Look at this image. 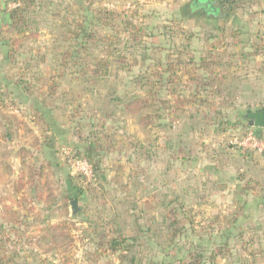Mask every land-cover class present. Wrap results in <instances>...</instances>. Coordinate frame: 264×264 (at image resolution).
I'll list each match as a JSON object with an SVG mask.
<instances>
[{
    "label": "rangeland",
    "instance_id": "1",
    "mask_svg": "<svg viewBox=\"0 0 264 264\" xmlns=\"http://www.w3.org/2000/svg\"><path fill=\"white\" fill-rule=\"evenodd\" d=\"M198 1L192 11L193 0H37L38 34L7 59L4 12L14 4L0 0V253L11 264H121L104 240L117 232L137 238L143 264L196 237L225 245L218 264H264V156L238 144L251 129L245 115L264 109L254 75L264 31H235L261 6L240 7L227 24ZM80 7L98 16L87 52L96 75L67 40ZM191 57L218 65L197 70ZM198 76L215 87L200 82L197 97ZM135 95L145 101L137 111ZM71 153L105 177L89 183ZM173 215L193 224L168 251Z\"/></svg>",
    "mask_w": 264,
    "mask_h": 264
},
{
    "label": "trees",
    "instance_id": "2",
    "mask_svg": "<svg viewBox=\"0 0 264 264\" xmlns=\"http://www.w3.org/2000/svg\"><path fill=\"white\" fill-rule=\"evenodd\" d=\"M14 4V7L10 10L7 9V11L4 12L5 16H7L8 22L4 24L3 30H6L5 33L8 35L7 37H3L1 40L3 46L7 48V59L15 58L17 55V45L18 43H22L24 41H30L32 40V37L35 34H38V30L33 29V25L31 26L30 17L35 15V9L37 6V0H11ZM198 0H193V3L191 5V10L194 11L195 8L197 9L195 3H197ZM216 2H219V4L223 7L227 6V4H230L231 0H215ZM199 2V1H198ZM233 3V1L231 2ZM80 10V18L78 22L75 25L76 31H73L74 38L73 39H67L74 40L76 43V47H74L75 53L79 56H82V61L79 63V67L86 69V71L93 73L94 75L99 73V70L96 69V66L99 63H92L89 60L91 53L87 54L89 50H91V47L96 43L97 39V26L99 25L98 22V16H94V14H88V9L86 8H79ZM198 11V10H197ZM224 13L223 15L225 18L227 17ZM117 16V13H115ZM229 16V13H228ZM224 18V17H223ZM101 20V19H100ZM130 26L129 23H124V27ZM120 27V26H119ZM123 27V28H124ZM120 29V28H119ZM133 33L134 35L137 34V31L143 30L142 28H139L138 26H133ZM118 31V30H117ZM9 48V49H8ZM85 54V55H84ZM192 58V57H191ZM212 59H216V57H210ZM189 63L194 64L197 66V70L200 69H207L210 66L218 65V62H212L207 61L206 58H199L195 59L192 58ZM169 83L171 80L169 79ZM190 82L195 83L194 84V91L196 92L194 95L199 96L200 95V82H205L202 84V87H210V89H213L215 87L214 85V79L206 78V76H198L193 77L190 79ZM214 96L217 98H225L222 91H217L214 93ZM145 102L143 99H141L140 96L131 97L129 106L137 111L136 107H140L142 103ZM93 146H96L98 148V143H92ZM95 167V166H94ZM96 170V169H95ZM97 175H99L101 178H104L105 176L102 175V170L98 169L96 170ZM83 194V193H79ZM69 200V199H68ZM173 223L171 226H169V240L168 245L166 248L169 250L175 249L176 247L181 245L180 237L185 235L184 228H187L188 225H192V222L183 223L182 221H178V218L176 215H173ZM180 223L184 225V227H179ZM180 228V229H179ZM194 231V229H193ZM106 243L108 245L109 251L113 255H117L118 261L121 264H125L127 262H130L131 264H143V259L137 258V256L134 254V250L136 248L137 238L136 237H128L124 235L122 232H117L113 236H108ZM197 240H199L197 243L190 244L191 246L189 248L186 247V245H183V249L185 251H180L178 253H167L164 256V259L162 261V264H218V258L222 255V248L225 247V245H218V246H208L205 241H209L210 239L205 241V244L201 245L200 242L203 241L200 238L203 237H196ZM210 243V242H209ZM104 244V243H103ZM180 250V249H178ZM176 251V249H175ZM173 252V251H172ZM1 254V253H0ZM2 258L0 259V264H11L13 261L12 259L7 260V253L1 254ZM12 258V257H10ZM157 259L154 257L149 258L147 264H156ZM156 261V262H155Z\"/></svg>",
    "mask_w": 264,
    "mask_h": 264
},
{
    "label": "crops",
    "instance_id": "3",
    "mask_svg": "<svg viewBox=\"0 0 264 264\" xmlns=\"http://www.w3.org/2000/svg\"><path fill=\"white\" fill-rule=\"evenodd\" d=\"M207 1L210 3V7L213 8V14H217L219 16L224 17L223 20L226 21L227 24H228V21L231 19V17H233V15L236 13V11L240 9V7H247V5L249 6L250 5H253V6L260 5L261 7H259L258 9H247L244 12V17H251L253 20H257V22L255 21V22L249 23L247 21L243 23V25L241 26L239 25V27H236L235 31L237 32L238 35L248 31L249 29H255V28L257 32L264 31V23L262 24L261 22V21H264V0H231V2L233 1V3L230 2V4H227V6L225 7L221 6L219 2H216L215 0H207ZM224 13L227 14V15L225 14L227 16L226 18L223 15ZM228 13H229V16H228ZM230 25L231 24H229V26ZM240 43L241 41H237L236 45ZM236 57L238 58V55ZM242 59H245L244 56L242 57ZM254 75L257 78L262 79L264 78L263 77L264 70H260L259 68L255 70ZM257 111H264V109L257 110ZM253 112H256V111H253ZM251 128L259 130V128H256V127L251 126Z\"/></svg>",
    "mask_w": 264,
    "mask_h": 264
},
{
    "label": "built area",
    "instance_id": "4",
    "mask_svg": "<svg viewBox=\"0 0 264 264\" xmlns=\"http://www.w3.org/2000/svg\"><path fill=\"white\" fill-rule=\"evenodd\" d=\"M238 144L252 153L264 156V128H259V130L251 128L245 137L238 141ZM69 161L75 173L83 176L89 183L95 180L96 170L91 161L78 158L72 153L69 156Z\"/></svg>",
    "mask_w": 264,
    "mask_h": 264
},
{
    "label": "water",
    "instance_id": "5",
    "mask_svg": "<svg viewBox=\"0 0 264 264\" xmlns=\"http://www.w3.org/2000/svg\"><path fill=\"white\" fill-rule=\"evenodd\" d=\"M245 119L249 121L250 126L256 128H264V111L249 112L245 115ZM73 215L81 212L79 202L76 200L71 201Z\"/></svg>",
    "mask_w": 264,
    "mask_h": 264
}]
</instances>
